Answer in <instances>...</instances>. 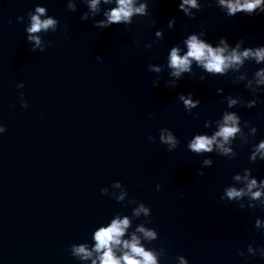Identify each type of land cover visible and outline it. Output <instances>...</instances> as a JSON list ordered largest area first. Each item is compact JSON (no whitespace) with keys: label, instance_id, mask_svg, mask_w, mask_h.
Returning a JSON list of instances; mask_svg holds the SVG:
<instances>
[{"label":"water","instance_id":"1","mask_svg":"<svg viewBox=\"0 0 264 264\" xmlns=\"http://www.w3.org/2000/svg\"><path fill=\"white\" fill-rule=\"evenodd\" d=\"M74 2L71 12L65 0H0V124L5 127L0 135V264H78L67 246L86 240L113 213L130 212L131 206L100 194L101 187L117 180L128 197L150 208L147 226L158 238L146 246L164 248L161 264H175L177 255L188 264H264L258 255H237L250 243L264 247V234L253 228L264 212L219 199L231 176L245 167L257 179L264 177V161L250 163L248 145L234 141V158L208 154L212 165L197 175L203 156L185 148L194 133L210 132L203 123L225 109L223 95L246 101L250 93L230 74L203 81L184 75L168 88L166 69L147 70L149 64H163L167 49L201 24L209 41L224 36L231 44L243 37L244 46L264 44V16L226 17L202 0L201 10L189 19L177 11V0H147L148 16L133 17L127 31L118 24L98 29L92 20L101 17L81 22L85 0ZM36 4L58 20L56 32L42 37L52 41L43 51H29L24 22L16 20ZM105 7L101 4V10ZM172 17L173 29L167 30ZM157 28L162 39L145 49ZM257 67L246 62L241 70L250 76ZM21 81L24 86L17 89ZM18 92L27 107H20ZM187 92L200 99L191 113L176 99ZM257 96L254 108L230 109L256 126L250 144L264 138V91ZM161 127L178 138L174 150L148 141ZM139 222L134 219L132 225Z\"/></svg>","mask_w":264,"mask_h":264},{"label":"clouds","instance_id":"2","mask_svg":"<svg viewBox=\"0 0 264 264\" xmlns=\"http://www.w3.org/2000/svg\"><path fill=\"white\" fill-rule=\"evenodd\" d=\"M226 17L236 14L245 16H264V0H210ZM86 11L79 16L81 22L99 15L100 19H93L92 26L98 29H105L114 24L122 25L127 31L128 25L132 23L133 17H147V0H85L82 3ZM101 4L106 7L101 10ZM67 10L76 11L74 0H65ZM202 8V0H177L176 9L183 16L189 19L194 18ZM17 22H24L23 31L25 41L29 45V51H43L52 41H45L42 37L46 33H54L57 30L58 20L47 14V9L41 4L25 13L23 17L17 16ZM175 17L167 20L165 28L172 30ZM10 23V21H9ZM150 24L154 23L149 21ZM199 30L188 32L182 39L172 44L166 52L163 64H149L147 70L159 74L162 70H167L168 79L164 84L168 88H175L177 81L184 75L195 77L203 81L206 76L223 77L231 75L232 82L241 84L248 90L251 98L242 100L239 95H223L221 100L225 102V109L221 111L215 120H205L203 127L211 128L210 132L194 133L190 139L186 140L187 151L203 156L200 161L201 168L196 170L197 175H202V169L212 165L213 160L210 155L226 157L231 160L236 156L233 149V142L237 141L240 146L248 145V161H264V138H260L255 143H249L257 128L250 125L248 121H241L236 111H232L234 106H242L246 109L254 108L258 102L257 94L264 91V44L255 46H244V38H237L231 44L224 36L218 37L214 42L205 38L206 33L203 25H198ZM62 30V34H63ZM163 30L155 29L154 39L145 42L143 47L151 49L157 41L162 39ZM39 34V35H37ZM133 46H138L139 42L132 41ZM97 61L100 56L95 57ZM246 62L259 65L249 76L242 71V66ZM159 75L153 81V87L158 85ZM23 82L16 83L17 89L23 88ZM216 93L222 92L221 88L215 89ZM24 93L18 92L20 107H27L23 99ZM177 101L181 104L185 113H191L200 104V99L193 98L192 92L177 93ZM195 118L198 113H192ZM246 129V131H245ZM5 132V127L0 124V135ZM149 142L156 139L164 145L167 151L174 150L179 140L172 130L161 127L157 130V136L147 137ZM250 168H243L231 176L232 183L223 187L219 196L221 201L235 202L237 207L244 209L259 208L264 212V177L257 179L251 174ZM159 190L160 185L157 184ZM101 195H107L116 203L131 206L128 214L115 212L106 222H100L90 232V236L83 242L72 243L67 246L66 251L78 264H161L165 250L163 247H147L150 242L158 238L156 230L149 227L150 208L143 202L128 197L126 189L120 181H113L108 187L99 189ZM127 197V199H126ZM134 205V206H132ZM134 219L139 223L132 225ZM253 228L264 234V220L259 217L253 221ZM260 256L264 258V247L253 248L248 244L244 251L237 250V255L244 257ZM175 264H188L182 255L175 257Z\"/></svg>","mask_w":264,"mask_h":264}]
</instances>
